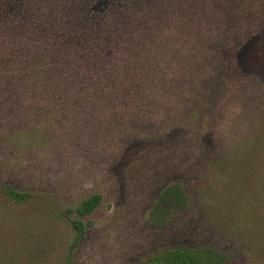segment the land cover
I'll return each mask as SVG.
<instances>
[{
    "label": "trees",
    "instance_id": "16d2710c",
    "mask_svg": "<svg viewBox=\"0 0 264 264\" xmlns=\"http://www.w3.org/2000/svg\"><path fill=\"white\" fill-rule=\"evenodd\" d=\"M263 27L264 0H0V143H38L63 156L57 143L65 136L58 140L46 127L58 113L77 115L76 124H102L91 136L97 144L125 138V131L130 140L134 129L154 136L180 125L212 134L220 126H240L247 115L259 119L256 90H236L229 59ZM200 161L201 172L216 168ZM230 164L219 166L230 173ZM2 168L0 194L8 201L24 204L43 195L28 184L18 189L6 183L13 175ZM101 201L92 194L63 210L76 216L71 249L84 238L80 218ZM190 201L184 186L172 183L151 216L163 215L166 227ZM225 261L211 245L187 244L163 249L147 264Z\"/></svg>",
    "mask_w": 264,
    "mask_h": 264
},
{
    "label": "rangeland",
    "instance_id": "374dc122",
    "mask_svg": "<svg viewBox=\"0 0 264 264\" xmlns=\"http://www.w3.org/2000/svg\"><path fill=\"white\" fill-rule=\"evenodd\" d=\"M240 45L229 74L237 91L256 90L259 119L247 115L240 126H220L212 134L180 125L154 136L134 129L130 140L125 131V138L97 144L91 136L102 124H76L77 115L58 113L46 127L58 140L65 136L57 143L63 156L38 143H0L1 170L13 175L6 183L43 193L24 204L0 194V264H147L163 249L187 244L217 248L224 264H264V27ZM181 152L187 159L178 162ZM200 158L216 168L201 172ZM224 160L230 173L219 166ZM172 166L178 170L171 174ZM176 182L191 203L163 227V215L153 219L151 213L163 188ZM92 194L102 201L80 218L84 238L71 249L76 216L63 210Z\"/></svg>",
    "mask_w": 264,
    "mask_h": 264
}]
</instances>
